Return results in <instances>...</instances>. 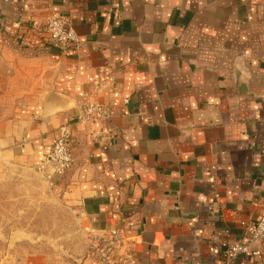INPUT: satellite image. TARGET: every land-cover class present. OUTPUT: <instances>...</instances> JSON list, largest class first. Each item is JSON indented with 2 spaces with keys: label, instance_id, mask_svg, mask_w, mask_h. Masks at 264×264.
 Segmentation results:
<instances>
[{
  "label": "crops",
  "instance_id": "crops-1",
  "mask_svg": "<svg viewBox=\"0 0 264 264\" xmlns=\"http://www.w3.org/2000/svg\"><path fill=\"white\" fill-rule=\"evenodd\" d=\"M61 126L72 166L47 178ZM261 215L264 0H0V264H80L118 226L135 264H225ZM233 264H264V239Z\"/></svg>",
  "mask_w": 264,
  "mask_h": 264
},
{
  "label": "built area",
  "instance_id": "built-area-1",
  "mask_svg": "<svg viewBox=\"0 0 264 264\" xmlns=\"http://www.w3.org/2000/svg\"><path fill=\"white\" fill-rule=\"evenodd\" d=\"M44 31L53 46L66 50L77 49L78 36L62 16L52 15L44 25ZM83 120L107 119L109 109L95 101H87L82 108ZM72 138L65 126L58 128L57 135L50 148L49 157L38 164V169L47 172V178L52 174L61 175L72 166ZM87 249L85 259L90 264H135L131 244L127 241L123 226L106 231L89 232L86 236ZM264 239V215H261L250 227L245 242L231 245L227 251L225 264H233L240 253L248 251V242Z\"/></svg>",
  "mask_w": 264,
  "mask_h": 264
},
{
  "label": "rangeland",
  "instance_id": "rangeland-1",
  "mask_svg": "<svg viewBox=\"0 0 264 264\" xmlns=\"http://www.w3.org/2000/svg\"><path fill=\"white\" fill-rule=\"evenodd\" d=\"M4 168H12L13 166H11V165H4L3 166ZM46 177H47V175H46ZM38 223H40V224H42V223H44L46 220H36ZM51 222H52V226H51V228H52V230H54V228H56V225H57V227H59V225L60 224H62L63 226H67L69 229L67 230L68 231V235L70 236L71 234H73L74 235V230L72 229H70V227L72 228V226H70L71 225V221L70 220H51ZM56 224V225H55ZM15 226L14 227H17L19 230H25V228H28V225H26L24 222H23V220H19V222L18 223H15L14 224ZM19 230H15V232L16 231H19ZM69 259H71V260H73V257H69Z\"/></svg>",
  "mask_w": 264,
  "mask_h": 264
},
{
  "label": "water",
  "instance_id": "water-1",
  "mask_svg": "<svg viewBox=\"0 0 264 264\" xmlns=\"http://www.w3.org/2000/svg\"><path fill=\"white\" fill-rule=\"evenodd\" d=\"M81 264H90V261H89V259H85V260H83V262Z\"/></svg>",
  "mask_w": 264,
  "mask_h": 264
}]
</instances>
